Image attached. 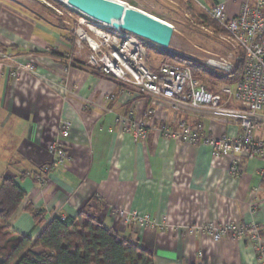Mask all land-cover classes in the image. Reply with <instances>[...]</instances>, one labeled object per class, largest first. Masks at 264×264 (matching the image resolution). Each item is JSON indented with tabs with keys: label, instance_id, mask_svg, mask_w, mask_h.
Segmentation results:
<instances>
[{
	"label": "crops",
	"instance_id": "obj_1",
	"mask_svg": "<svg viewBox=\"0 0 264 264\" xmlns=\"http://www.w3.org/2000/svg\"><path fill=\"white\" fill-rule=\"evenodd\" d=\"M118 1L129 7L141 2ZM244 1L192 0L202 10L223 3L229 18L240 13ZM150 15L160 22L167 19ZM66 33L0 0V46L20 61L36 63L44 77L25 73L12 79L0 61L2 180L13 178L26 192L25 203L43 210L46 222L75 217L89 207L104 225L148 251L154 264H264L247 240L228 236L214 241L190 230L210 222H254L264 236V158L246 160L243 172L232 176L225 165H212L209 147L165 140L158 131L179 118L201 123L215 137H236L238 126L215 122L210 111L177 110L147 95L124 98L119 83L91 72L75 56L76 45ZM159 65L153 62L150 68L157 71ZM149 108L154 110L149 136L137 142L123 131L120 119L133 112L142 120ZM64 119L73 125L72 136L62 140L70 161L45 175V188L38 177L53 158L50 146L59 139ZM257 136L264 139V132ZM25 203L8 226L35 239L42 227L34 225ZM114 207L150 215L163 228L140 227L114 215Z\"/></svg>",
	"mask_w": 264,
	"mask_h": 264
},
{
	"label": "built area",
	"instance_id": "obj_2",
	"mask_svg": "<svg viewBox=\"0 0 264 264\" xmlns=\"http://www.w3.org/2000/svg\"><path fill=\"white\" fill-rule=\"evenodd\" d=\"M203 11L227 32L244 53L243 56L229 55L227 58L209 60L208 66L226 73L243 60L240 79L233 85H220L216 92L207 90L200 80L193 77L190 68L180 64L162 61L158 70L152 71L147 61V50L136 35L116 27L114 21L105 23L83 13L72 28L76 37L75 56L82 59L91 72L119 83L124 98L134 93L147 95L167 101L177 110L191 108L210 111L215 122L238 126L239 134L236 137H215L206 134L201 123L191 125L179 118L173 125H161L158 131L165 140L209 147L213 166L225 165L232 176H239L246 160L264 158V139L257 136V133L264 132V0H255L253 6L245 0L236 17H227L223 3L203 7ZM0 61L8 66L12 79H20L25 73L44 78L36 63L20 61L1 46ZM153 114L154 110L149 108L144 112L143 119L138 120L133 112H129L120 119V125L123 131L133 135L135 141L144 142L149 136ZM72 129L70 120L61 121L59 139L50 146L53 158L41 168L38 177L41 186L46 188L48 185L46 174L70 161V154L62 140L72 136ZM112 211L126 221H135L140 227L163 228L150 215L137 211L127 214L118 207L112 208ZM190 230L197 234L205 233L214 241L228 236L247 240L264 262V236L254 222L219 226L210 222L196 225Z\"/></svg>",
	"mask_w": 264,
	"mask_h": 264
},
{
	"label": "trees",
	"instance_id": "obj_3",
	"mask_svg": "<svg viewBox=\"0 0 264 264\" xmlns=\"http://www.w3.org/2000/svg\"><path fill=\"white\" fill-rule=\"evenodd\" d=\"M60 9L68 12L61 3L50 0ZM186 13L190 21L201 28H214L216 35L229 38L227 32L217 28V23L203 10L199 11L187 2ZM77 16H82L76 13ZM52 15L44 20L51 22ZM39 18V17H38ZM52 23V22H51ZM77 21H75L74 26ZM55 24V23H53ZM57 29L66 31L61 19L55 24ZM75 44V34L69 31ZM70 38V39H71ZM147 50L148 65L153 60L152 50L162 55L163 61L180 64L191 69L193 77L202 82L207 90L216 92L222 84L233 85L241 77L243 60L226 73L218 69L198 66L193 60L169 54L164 49L151 45L138 37ZM230 39V38H229ZM232 41V40H231ZM233 42V41H232ZM234 43V42H233ZM235 52L243 56V50L235 45ZM8 51V49L3 48ZM156 72V71H154ZM120 85V84H119ZM26 192L13 178H4L0 184V264H154L152 255L132 237H125L111 227H107L89 207L82 209L75 217H54L46 222L43 210H37L31 203H25ZM34 221L42 227L39 235L33 239L30 234H20L8 226L10 220L22 205Z\"/></svg>",
	"mask_w": 264,
	"mask_h": 264
},
{
	"label": "rangeland",
	"instance_id": "obj_4",
	"mask_svg": "<svg viewBox=\"0 0 264 264\" xmlns=\"http://www.w3.org/2000/svg\"><path fill=\"white\" fill-rule=\"evenodd\" d=\"M4 1L24 13L33 15L35 18L39 17L44 19L43 17H45L47 19V16L52 15L50 21L55 24H58L59 19H61L62 25L66 28L67 35H69V31L75 27V21L81 19L80 16L75 14V12L78 13V11L72 9L73 7L69 5V0H55L66 6L69 9L68 12L67 10L64 11L60 9L50 0ZM140 1L141 2L139 4L131 2L130 5L144 10L148 14L165 16L167 19L161 21L165 22L172 30L169 44L166 47L147 41L151 45L160 47L169 54L173 53L184 59L193 60L198 66H206L211 69L212 67L207 65L210 59L219 60L221 58H227L229 55H238V53L235 52L236 49L231 39L216 35L214 28H201L190 21V16L186 13L187 1H190L197 10H202L196 6L192 0ZM217 28L221 29L219 26H217ZM165 34H167V32H165ZM142 43L144 42L142 41ZM149 54L151 55L153 60L152 62H154L155 65H158L163 61L162 55L155 53L153 50ZM202 78L205 79V77ZM202 78L201 80L203 82ZM5 165L6 164L4 163L0 164V183L3 171L6 167Z\"/></svg>",
	"mask_w": 264,
	"mask_h": 264
},
{
	"label": "water",
	"instance_id": "obj_5",
	"mask_svg": "<svg viewBox=\"0 0 264 264\" xmlns=\"http://www.w3.org/2000/svg\"><path fill=\"white\" fill-rule=\"evenodd\" d=\"M68 2L72 9L105 23L114 21L116 27L119 26L146 41L162 47L169 44L171 27H167L141 9L132 6L125 8L107 0H69Z\"/></svg>",
	"mask_w": 264,
	"mask_h": 264
},
{
	"label": "bare ground",
	"instance_id": "obj_6",
	"mask_svg": "<svg viewBox=\"0 0 264 264\" xmlns=\"http://www.w3.org/2000/svg\"><path fill=\"white\" fill-rule=\"evenodd\" d=\"M107 1L111 2L112 4L118 5V6H122V7H125V8H130L129 6L119 2L118 0H107ZM111 18H113V17H111ZM163 24L167 26V24H165V23H163Z\"/></svg>",
	"mask_w": 264,
	"mask_h": 264
}]
</instances>
